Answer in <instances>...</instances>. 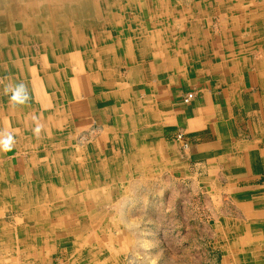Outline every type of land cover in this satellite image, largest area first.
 Returning a JSON list of instances; mask_svg holds the SVG:
<instances>
[{"label":"crops","instance_id":"obj_1","mask_svg":"<svg viewBox=\"0 0 264 264\" xmlns=\"http://www.w3.org/2000/svg\"><path fill=\"white\" fill-rule=\"evenodd\" d=\"M95 1L89 37L81 30L91 44L75 54L81 63L71 68L72 78L58 80L71 128L95 129L89 143L92 171L110 177L161 171L153 188L187 186L193 195L173 202H202L206 208L202 236L214 249L205 250L203 264H227V257L242 264V257L253 259L257 252L251 264H264V126L257 123L262 104L256 81V74L264 79V61L259 70L249 66L254 49L262 48L264 7L246 11L242 0ZM250 13L261 15L250 20ZM68 89L70 97L64 94ZM188 92L194 98L185 103ZM73 150L82 156L85 151ZM20 170L15 173L22 175ZM132 186L141 193L122 200L112 193L111 200L128 205L166 200L162 193L143 196L146 183ZM215 188L219 207L212 213ZM195 216L200 215L193 213L192 220ZM126 225L137 230L128 217ZM157 225L147 226V235L141 229L127 233L122 241L137 237L156 258Z\"/></svg>","mask_w":264,"mask_h":264},{"label":"bare ground","instance_id":"obj_2","mask_svg":"<svg viewBox=\"0 0 264 264\" xmlns=\"http://www.w3.org/2000/svg\"><path fill=\"white\" fill-rule=\"evenodd\" d=\"M9 2L7 1V3ZM98 3L101 4V1H98ZM95 4V0H13L12 4L0 5V78H7L4 83L23 82L27 85L29 94L33 96L34 93V96H30L31 99L26 105L13 107L9 104L8 96L2 94L3 85L0 84V131L11 132L14 135L17 147V150H14V147L10 152L1 151L4 154L0 152V188L4 189L5 208L22 209L25 217L32 224V227L25 230L27 233L26 237H22L20 240L21 243L29 246L28 251L30 254L37 253L38 255L42 251L39 235L50 239H57L69 234L82 236L86 235V232H96L102 235L104 233L105 235L108 229L106 242L108 249L112 253L116 249H121L120 246H116L119 247L116 248L114 245H118L117 242L120 239L122 241L124 235L127 237L126 230H120V233L115 236L113 233L110 234L109 226H112L111 223H107L108 225L106 224L103 227L99 226L100 218L104 215L110 217L111 213H105L104 211L98 213L96 205L108 204V202L115 204L118 202L111 200L113 194H111L112 190H109L107 183H103V187H101L99 182L97 183L96 174L94 177L93 173L95 171H92V164L89 162L87 164L85 161L83 163V156L79 151L72 152L71 148L67 149L71 141H67L66 133L62 129V112H64L63 108L65 107H63L62 99L60 100L59 98L58 101H56V98L52 99L50 110L47 107L43 109L36 102L34 103L36 92L42 99H46L47 102L48 87L46 88V86L49 85L50 87L51 84L55 83L56 77L57 80H61L62 78L60 77H63L64 70L67 72L71 70V66L69 67L71 62L68 60H71V56L74 57L76 54L67 48L70 43L67 39V33L64 31L59 32L55 25L60 22V24L66 26V23L73 18L72 9L75 12L74 15L79 12L83 13V17L85 18L86 16L88 24L91 25L94 16L93 11H95L93 6ZM10 6L14 10H11ZM34 6L45 9L44 11L47 14L45 20H41L39 17H35L33 12H29V7ZM12 11H14V15L16 14L18 22L12 18L8 30L2 26V16L7 12L11 14ZM47 21L55 26L52 30H48ZM40 22L43 23L40 31L42 30L44 35L49 34L45 37H49L50 40L53 39L57 45L55 47L48 45L50 40L43 39L40 45L41 49L35 53L41 58L42 63L39 66H34L29 64V52L21 49V46L13 48V45H8V38L11 36L15 40L19 37L15 23L18 26L20 23L22 27L26 26L29 29L32 23L39 24ZM74 22L76 23L77 21ZM77 24L79 25V23ZM89 25L88 28L90 27ZM11 29H14V31ZM47 31L48 34L46 33ZM79 36L80 39L78 35L77 38L73 37L74 44L78 41L79 44L84 43L87 46L91 44L82 34ZM35 54L31 56L33 59H36ZM52 67L57 69L55 74L49 71ZM60 103L61 105L59 106ZM61 109L62 111L60 112ZM37 121L43 125L39 137L33 134ZM16 151L19 154L18 156ZM20 152H23V154L20 155ZM73 153L74 155H72ZM5 159H9L4 164L6 171L10 168L14 169V172L10 173L8 178L4 177L2 168V162ZM18 161H21L22 169L25 171L22 175L15 173L14 164ZM125 175V172H122L117 177ZM111 179H114V177H110ZM149 186L151 185L149 184ZM149 186L148 188L150 189ZM22 197H26V199L22 200ZM123 197L124 195L121 198ZM121 202L123 205L121 206L120 215L126 224V204L123 201ZM0 230V244L3 246L19 241L14 230L8 228V226L2 225ZM135 240L146 245L145 241H139L137 237ZM114 242L117 244H114ZM120 245H122V242ZM245 251L247 252H244V254L251 252L250 249H245ZM113 256L114 254L109 256L110 260L115 259ZM240 262L247 263L248 261L243 258Z\"/></svg>","mask_w":264,"mask_h":264},{"label":"rangeland","instance_id":"obj_3","mask_svg":"<svg viewBox=\"0 0 264 264\" xmlns=\"http://www.w3.org/2000/svg\"><path fill=\"white\" fill-rule=\"evenodd\" d=\"M7 1H10L11 3L10 2L7 3ZM151 1H154V0H148L146 1V3L151 2ZM157 1L158 0H155V2ZM165 1H167V3L171 2V0H165ZM12 2L13 0H0V5L1 4H12ZM234 2L235 0H232V3ZM242 4H243V8L246 11L247 10L251 11L254 6L255 7L261 6L263 8L264 0H242ZM10 9L14 10L12 6H10ZM44 10L45 9L37 8L35 6L29 7V12H33L35 14V17H39V19L41 20H45L47 16ZM262 11L264 13V9ZM67 12L69 13V11ZM74 13L75 12L72 9L71 11V14L73 15V18L71 19L72 21L71 20L68 21V23H66V26L60 24V22H57V25L55 26L59 32L64 31L67 33V39L68 41H70V43L67 45V48L69 50L74 51V53H77L79 56L80 53L83 52L85 44L84 43L79 44V41L74 44L73 37L75 36V38H77V35H78L80 39L79 35L81 34V30L84 35H88L89 37L90 29L88 28L89 22H88L87 17L85 16L84 18L83 13L81 12L76 13V15H74ZM93 13L94 15L96 14L95 11H93ZM13 15H14V11H12L11 14L9 12L4 13V15L2 16V26L4 28L9 30L11 19L14 18L17 20L16 14L14 16ZM259 15L261 14L256 15L255 13L253 14L250 13V16H251L250 20L255 19ZM74 21H77V22L75 23ZM41 22L39 24L32 23L29 29L26 26L22 27L20 23H19V26L17 23H15L14 25L16 26V30L18 31L19 37L18 39L16 38L15 40H14V37L12 39L11 36L8 38V41L10 42V43L8 42V45L10 44L11 46L13 45V48L15 47L19 48L21 46V49L27 50L29 52V55H30L29 64L34 65V66H39L42 63L41 58L38 57L35 53L37 52V50L41 49L40 45L43 39L50 40L49 37H45L49 35L48 31L46 32L48 35H44L42 33V30L40 31V27L43 26V23ZM77 23H79V25ZM55 26L49 24L48 22L47 28L48 30H52ZM11 30L14 31V29H11ZM260 42L261 43L259 44L260 46H262V48H259V49L255 48L254 53H253L254 54L253 58L251 61L249 60V66L253 68L258 67V70L259 68L261 69L260 65L264 61V40L260 39ZM55 43L56 41L52 39L48 42V45L55 47L57 45ZM82 45L83 47H81ZM89 50L90 49H87V51ZM256 50H258V52H256ZM33 54L36 55V59H33L31 57ZM23 55H26V54H23ZM75 57H76L75 55L74 57L71 56V60H68L69 62H71L70 64L72 65V66L69 65V67L71 66L70 68L80 67L81 59L77 60ZM49 71L55 74L57 72V69L52 67ZM63 75L64 76L70 75L72 78L73 74L71 70H69V72L64 70ZM256 75H257L256 81L258 84V88H257L258 95L260 97L259 99L262 104V108H261L262 110L259 113L260 117L257 120V123L264 126V79L259 74H256ZM60 78H65V77H60ZM46 88L48 89L47 102H46V99H42L40 95L38 94V92H36V98L34 97L35 99L34 103L36 102V104H38L43 109L47 107L48 110H50L52 99L56 98V101H58L60 98V91H59L60 84L58 83L57 77L55 79V83L51 84L50 87L49 85H47ZM64 94H68V97H70V95L74 93H70L68 89V90H64ZM62 95H63V92H62ZM30 96L33 97L34 93H33V96L31 94ZM74 97H76V95ZM46 104H48V106H46ZM62 104H63V107L65 106L63 108L64 112H62V116H63L62 121H61L62 129H63V132L66 133V137L68 138L67 141L68 142L71 141L70 144H68L70 146L67 149L69 150L71 148L70 150L72 152H77V151H74L73 148L74 149H79V148L85 149L83 157H82L83 163L84 161L90 163L92 162V159L89 155V143L92 137L94 136L95 129L93 127L88 126L83 130L79 129L78 131L75 132L71 128V123L69 119L67 120V117L69 116L68 115L69 106L63 101H62ZM60 105L61 103L59 104V106ZM61 111L62 109L60 110V112ZM14 147H15L14 150H17L16 145ZM16 153L18 156L19 154L17 151ZM22 154L23 152L22 153L20 152V155ZM72 155H74V153ZM8 161L9 159L8 160L5 159L2 162V168L4 170L3 174H4V177L6 178L10 176V173L14 172L13 168L12 169L10 168L6 171V166L4 164ZM19 164H20V167H18ZM21 164H22L21 161L16 162L14 164V168L16 170L19 168L21 169L22 168ZM19 172L20 174L25 173L24 170H20ZM93 173H94V177L96 174L97 180L99 181L101 187H103L102 186L103 183L115 182L114 186L113 185L109 186V190H112L114 197L115 198L118 197V200H122L123 198L121 197L123 195L133 196L136 192L141 193V190L139 189V187H137L136 190L133 188L132 186L133 182H136V183L142 182V183H146L147 185L149 184L153 185L154 182L156 181L157 176L162 175L161 171H158V170L132 171V172H125L126 175L123 177H117L116 175V177H114V180L110 181V173H107V172H100V173L93 172ZM105 189H107V187H105ZM3 191L4 189L0 188V229L2 225L8 226V228L14 230L19 241L15 242L14 244H8L4 246L0 244V264H63L64 262H65L64 264H158L160 263L158 262L159 260H163V262L165 263H172V264H187V261L191 260L193 264H203V261L205 258V250H208L209 248L214 249L212 245L210 246L208 239L202 236V230H203L204 225L201 219L202 217L201 214L203 212V209L206 210L202 202H198L194 206L190 204H186L185 200L184 202L183 201L173 202L175 197H180V198L183 197L185 199L187 196L190 197L191 195H193L191 189H189L187 186H181L180 188L171 187V188H159V189H155L152 186H150V189L148 188L146 190H143L144 192H142V195L147 196L150 199L162 193V196L164 195V198H166L165 202L163 201L161 203H155L154 205L153 204L150 205L148 203L140 204V202L139 204H132V205L126 204L125 205L126 215L128 217V222H130L131 225H134V227L137 228L136 231H139V229H141L142 231H144V234L146 235L148 234L146 231L147 226L150 227L149 230H151L154 223H157V224L160 223L159 226L157 225L158 227L153 228L154 230L153 233L157 235V239H158V243L156 245L160 244V247H161L160 251L157 252L158 257L153 258L154 253L153 252L150 253L148 249H146L148 246L147 243L145 245L146 246L145 248L143 246L144 243L141 244V242L133 241V240L132 241L126 240L124 242V240L121 241L120 239V241L117 242L118 245H114V246L115 247L120 246L121 249H116L112 253V251L108 249V244L106 242L108 229L106 230L105 235L104 233L102 235L101 233L97 234L96 232H89V233L86 232L85 233L86 235H82V236H79L76 234H69L68 236H61L57 238L58 240L50 239L49 237L39 235V241H40L39 243L42 246V249H41L42 251H40L38 255L37 253H32L33 254L32 255L28 251L29 246L27 244H23L20 242L21 238L26 237L27 235L25 230L32 227V224L30 223V220L25 217L22 209L15 210V209L5 208V205H4L5 195ZM218 193H219V189H216V188L212 189V197H211L212 198V203H211L212 213L213 211H215L216 208L219 207V204H214L215 200L218 201V195H217ZM195 196H203V194L202 192L200 193L196 192ZM25 199L26 197H22V200H25ZM115 204H99L96 208V211L98 213H100L101 211H104L105 213L106 212L111 213L109 218L108 216H105V215L100 218L99 226L103 227L107 223L108 224L111 223L112 226H109V233L110 234L113 233V235L114 234L118 235L120 233V230H125V228L129 227V225H126L123 222L124 219L121 218V215H120V210H121V206L123 205V203L118 202ZM193 213L195 215L198 214L200 216L197 218L195 216V220H192ZM147 215L148 216L152 215L153 219H149L150 216L148 218ZM211 223L214 225L216 224V221L215 219L213 220V217L211 218ZM192 226L194 227V235L193 236L191 235L190 237L189 236L190 231H191V234L193 232ZM130 230L132 232L129 231V229L127 228V233H133L134 230L133 229H130ZM136 231H134V233ZM243 238L245 239V237ZM121 242H122V245H120ZM117 243L114 242V244H117ZM111 246L113 247L112 244ZM116 248H119V247H116ZM251 253L252 252H249L248 254L250 258H251ZM111 254H114L113 257H115V259L110 260L109 256H111ZM255 255H256L255 256L256 258L257 255H259L258 252ZM215 256H220V255L215 254ZM262 256L264 257V253L262 254ZM243 258L247 259L248 261L247 263L242 262L245 264H249V263L251 264V261L255 259V258L249 259V258H246L245 256L242 257V259ZM226 263L235 264L234 261L230 257L226 258ZM259 264H263V261L262 263L260 262Z\"/></svg>","mask_w":264,"mask_h":264},{"label":"clouds","instance_id":"obj_4","mask_svg":"<svg viewBox=\"0 0 264 264\" xmlns=\"http://www.w3.org/2000/svg\"><path fill=\"white\" fill-rule=\"evenodd\" d=\"M7 78H0V84L3 85V95L8 96L9 104L13 107L17 105H26L31 97L27 85L23 82L19 83H4ZM43 125L38 121L33 129V134L40 136ZM15 146V138L11 132L0 131V151L10 152Z\"/></svg>","mask_w":264,"mask_h":264},{"label":"built area","instance_id":"obj_5","mask_svg":"<svg viewBox=\"0 0 264 264\" xmlns=\"http://www.w3.org/2000/svg\"><path fill=\"white\" fill-rule=\"evenodd\" d=\"M194 98V93L193 92H188L185 94V96L183 97V102L188 103L190 102L192 99ZM179 137H182L181 134H179Z\"/></svg>","mask_w":264,"mask_h":264}]
</instances>
